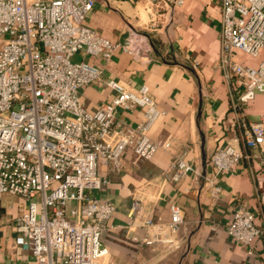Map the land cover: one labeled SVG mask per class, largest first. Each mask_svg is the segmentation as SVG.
Here are the masks:
<instances>
[{
	"label": "built area",
	"instance_id": "1",
	"mask_svg": "<svg viewBox=\"0 0 264 264\" xmlns=\"http://www.w3.org/2000/svg\"><path fill=\"white\" fill-rule=\"evenodd\" d=\"M97 1L0 0V196L25 201L23 213L14 219L15 246L32 254V264H99L107 254L105 240L116 212L113 203L96 196L111 184L104 170L121 174L127 150L151 160L159 149L149 133L165 113L149 89L130 91L104 80L101 68L75 61L79 53L110 61L118 48L85 24ZM128 1H144V10L172 15L186 0ZM221 3L220 63L228 81L235 80L232 91L242 89L238 103L243 105L264 95V62L251 66L234 58L237 52L249 58L264 52V0ZM102 80L116 96L89 113L81 90ZM136 109L144 113L137 127L119 121L121 111ZM240 124V142L219 146L208 161L216 177L233 171L248 151H258L264 165V122L243 118ZM189 173L201 177L193 165L175 160L151 184L154 200ZM216 177L203 178L204 187H214ZM259 203L264 208V192ZM142 206L143 200L135 198L130 212L132 226L146 232L140 243L174 247L186 223L184 209L172 204L170 220L155 222L143 217ZM255 221V213L237 204L226 228L250 255L264 234Z\"/></svg>",
	"mask_w": 264,
	"mask_h": 264
},
{
	"label": "crops",
	"instance_id": "2",
	"mask_svg": "<svg viewBox=\"0 0 264 264\" xmlns=\"http://www.w3.org/2000/svg\"><path fill=\"white\" fill-rule=\"evenodd\" d=\"M141 3L98 0L85 24L118 48L110 61L84 53L75 57V61L101 68L104 80L116 81L130 91L147 87L165 113L149 133L159 146L151 160L127 150L121 174L104 170L111 184L96 196L113 203L116 212L105 240L107 254L99 264H264V234L253 243L250 255L248 248L235 243L226 232L237 204L255 213L256 225L264 227V208L259 203L264 165L259 152L248 151L240 165L218 177L208 165L219 146L240 142L243 118L264 122V95L238 103L243 91L239 86L232 91L235 80L228 81L227 71L221 67V0H186L172 15L146 11ZM234 58L257 66L264 62V52L258 58L237 52ZM104 80L81 90V102L89 113L116 96ZM143 120L141 109L119 114V121L131 127ZM177 159L193 165L201 177L189 173L180 182L167 185L162 198L154 200L156 187L151 184ZM205 177H216L214 187H204ZM135 198L143 200V217L155 222L170 220L172 204L184 209L186 223L174 247L140 243L146 232L132 226L130 219ZM25 208L20 197L0 196V264H32V254L15 246L14 219Z\"/></svg>",
	"mask_w": 264,
	"mask_h": 264
},
{
	"label": "rangeland",
	"instance_id": "3",
	"mask_svg": "<svg viewBox=\"0 0 264 264\" xmlns=\"http://www.w3.org/2000/svg\"><path fill=\"white\" fill-rule=\"evenodd\" d=\"M141 5H142V8H144V6H143L144 5V1H142Z\"/></svg>",
	"mask_w": 264,
	"mask_h": 264
}]
</instances>
